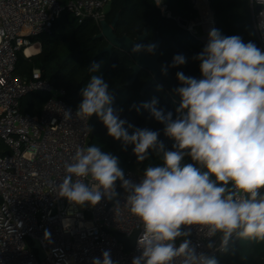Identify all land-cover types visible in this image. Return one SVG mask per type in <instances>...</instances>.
<instances>
[{
	"label": "clouds",
	"instance_id": "1",
	"mask_svg": "<svg viewBox=\"0 0 264 264\" xmlns=\"http://www.w3.org/2000/svg\"><path fill=\"white\" fill-rule=\"evenodd\" d=\"M154 47L135 44L132 51L151 52ZM196 59L201 61V79L176 74L183 85L175 89L181 97L176 119L158 108L155 98L144 105L176 141L174 151L165 150L157 131L135 128L129 134L102 75H91L80 92L76 118L88 120L95 114L109 136L134 145L138 161L147 159L150 149L163 160V166H148L136 184L125 178L116 156L97 145L82 147L65 163L58 185L59 196L69 202L95 206L103 198L115 199L116 182H121L129 193L125 206L144 229L137 241L141 255L132 264H219L215 255L196 252L187 239L190 231L182 226H198L218 239L219 250L225 252L233 239L264 242V52L240 36H222L212 29ZM185 62L182 55L173 58L174 66ZM100 66L93 63L88 71L97 73ZM63 116L73 119L70 109ZM186 155L207 171L182 165ZM89 177L91 186L85 183ZM180 237L185 239L177 245ZM208 247H214L211 239ZM102 257L93 258L92 264H114L109 251Z\"/></svg>",
	"mask_w": 264,
	"mask_h": 264
},
{
	"label": "built area",
	"instance_id": "2",
	"mask_svg": "<svg viewBox=\"0 0 264 264\" xmlns=\"http://www.w3.org/2000/svg\"><path fill=\"white\" fill-rule=\"evenodd\" d=\"M111 1L0 0V264H92L93 258L102 260L104 251L110 252L114 264H132L141 255L137 243L126 250L114 233L131 237L138 232L139 238L144 231L139 218L125 206L129 193L120 181L115 185L118 196L103 198L95 206L82 207L59 196L65 163L72 162L78 148L91 146L90 118H76L77 109L67 102L66 90L45 79L41 68H34L31 76L16 72L19 54L39 53L42 44L37 36L51 32L64 12L73 13L79 22L91 18L101 29ZM205 1L210 18H204L195 0L200 16L186 28L206 46L217 23L210 0ZM250 1L258 48L264 52V0ZM159 5L166 10L163 0ZM201 24L203 32L196 28ZM35 91L48 93V99L33 115L21 110V101ZM69 109L73 119L64 120L63 111ZM124 175L136 184L144 178L139 170L128 169ZM85 183L91 186V178ZM182 230L190 231L187 239L198 254L219 260L225 253L219 250V240L207 237L198 226H182ZM34 239L45 251L42 258ZM210 239L213 248L208 247Z\"/></svg>",
	"mask_w": 264,
	"mask_h": 264
},
{
	"label": "trees",
	"instance_id": "3",
	"mask_svg": "<svg viewBox=\"0 0 264 264\" xmlns=\"http://www.w3.org/2000/svg\"><path fill=\"white\" fill-rule=\"evenodd\" d=\"M59 1L67 3L70 0ZM250 2L210 0L217 30L222 36L237 35L244 43L252 42L258 47ZM163 3L166 10H163L156 0H112L105 19L111 22L119 13L115 32L118 35L127 34L132 38H137L147 28L148 35L143 45H155L160 37V62L172 67L175 75L182 72L185 76L201 79V61L196 57L204 50L205 44L178 22L179 17L186 19L188 25L196 22L200 16L199 10L193 0H163ZM196 28L200 30V26ZM100 30L93 19L79 22L73 13L66 11L56 20L51 32L37 36L42 44L39 53L30 57H26L22 52L19 54L16 72L31 76L34 68H41L45 79L55 87L66 90L67 102L76 109L83 99L81 89L88 83L91 75H102L114 97L113 107L118 111L120 119L126 121L124 127L129 134H132L135 128L157 131L158 140L163 142L165 150H176L173 147L176 141L165 135V125L152 117L150 110L144 105L155 98L158 100L157 107L165 113L171 112L173 119H176L179 116L177 109L180 104L160 84L150 87L144 94L141 92L143 84L152 77V73L147 69H142L135 80L129 83L134 72V59L130 53L118 47H114L112 52L103 51L108 45V40L97 36ZM177 55L184 56L186 62L174 66L173 58ZM93 63L101 65L97 73L88 71ZM47 99L46 92H31L22 98L21 110L33 115L39 114ZM129 125L133 127L130 128ZM90 127L91 133L94 131L90 145H97L101 151L116 156L119 167L124 172L131 169L144 174L148 166H163L161 156L151 149L147 159L138 161L133 152L134 145H125L121 140L109 136L107 128L95 114L90 117ZM181 163L193 164L199 167L201 172L207 171L188 155ZM219 262L264 264V242L233 239L228 250L219 258Z\"/></svg>",
	"mask_w": 264,
	"mask_h": 264
},
{
	"label": "water",
	"instance_id": "4",
	"mask_svg": "<svg viewBox=\"0 0 264 264\" xmlns=\"http://www.w3.org/2000/svg\"><path fill=\"white\" fill-rule=\"evenodd\" d=\"M260 6H257L259 9ZM120 14L117 13L115 18L108 22L107 20H103L101 22V30L98 37H105L108 40V45L103 49L105 52H112L114 47L121 48L126 52L130 53L132 58L134 59L135 63L133 65V76L129 83H132L135 78L137 77L138 73L142 69H147L152 73V77L147 80L142 87L141 92L144 94L147 89L150 87L160 84L164 86L169 92L170 96L174 98L179 104L181 103L180 95L175 91L178 87H182L183 85L177 79L176 75L173 73L172 67L165 66L162 62H160V42L161 38L159 37L155 42V47L153 52H149L147 50H142L139 52H133L132 48L135 44H144V41L148 35L147 28H145L144 32L140 34L137 38H132L127 34L118 35L115 32L116 25L118 23ZM178 22L184 26H188V21L182 17L178 18ZM187 110H185V114ZM94 136V131L92 130L91 139ZM115 236L125 244L126 250H131L135 247L138 238V232L134 233L131 237H125L118 233L117 231L114 232ZM179 239V238H177ZM35 244L34 247L38 250L39 257L45 256V251L40 245V242L37 239H34Z\"/></svg>",
	"mask_w": 264,
	"mask_h": 264
},
{
	"label": "bare ground",
	"instance_id": "5",
	"mask_svg": "<svg viewBox=\"0 0 264 264\" xmlns=\"http://www.w3.org/2000/svg\"><path fill=\"white\" fill-rule=\"evenodd\" d=\"M204 2H206V1L205 0H198L199 5L205 6ZM206 4H207V2H206ZM202 6H200V7L202 8ZM207 6H208V4H207ZM202 10H204L206 17L210 18V16L212 15L210 7L209 8L203 7ZM31 51H32V48H29L27 50V52H31Z\"/></svg>",
	"mask_w": 264,
	"mask_h": 264
},
{
	"label": "rangeland",
	"instance_id": "6",
	"mask_svg": "<svg viewBox=\"0 0 264 264\" xmlns=\"http://www.w3.org/2000/svg\"><path fill=\"white\" fill-rule=\"evenodd\" d=\"M194 1H195V0H194ZM204 3H205V6H202V5H200V6H202V8H203V7H205V8H209V7L207 6L206 2H204ZM202 14H203L204 18H207L206 15H205L204 10H202ZM199 26H201L199 31H200V32H203L204 25L201 24V25H199ZM87 206H88V203L86 202L85 205H83L82 207H87Z\"/></svg>",
	"mask_w": 264,
	"mask_h": 264
}]
</instances>
